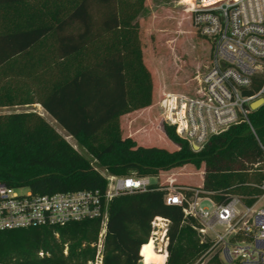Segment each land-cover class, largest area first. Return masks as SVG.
Masks as SVG:
<instances>
[{"label":"trees","instance_id":"16d2710c","mask_svg":"<svg viewBox=\"0 0 264 264\" xmlns=\"http://www.w3.org/2000/svg\"><path fill=\"white\" fill-rule=\"evenodd\" d=\"M144 9L145 0H0V108L39 105L89 156L38 112H3L0 183L34 194L103 191L100 170L157 177L202 164L199 186L176 178L174 185L195 188L197 196L216 204L236 196L250 205L261 194L264 105L251 111L249 123L228 126L197 150L169 124L163 132L177 146L173 151L121 135L119 117L152 102L139 39ZM163 90L190 95L195 85L165 84ZM167 179L109 199L100 264H154L140 251H152L155 217L169 223L165 264H223L217 254L209 255L208 240L200 242L193 228L199 221L184 218L180 206L165 204ZM100 229L101 219L93 217L0 231V264H94Z\"/></svg>","mask_w":264,"mask_h":264},{"label":"built area","instance_id":"2783aa9c","mask_svg":"<svg viewBox=\"0 0 264 264\" xmlns=\"http://www.w3.org/2000/svg\"><path fill=\"white\" fill-rule=\"evenodd\" d=\"M182 4L195 34L208 47L204 70L197 71L192 82L203 95L161 93L158 107L161 121L199 148L209 136L228 126L249 123L251 111L264 105V0H188ZM255 103L259 104L253 109ZM104 177L103 191L34 194L27 187L0 183V231L99 217L101 229L94 264H100L109 199L122 192L143 191L151 184L149 176L107 173ZM173 180L167 179L163 200L167 205L180 206L184 218L199 221V227L193 228L203 239L201 242H210L209 255L217 254L223 264H264V181L260 184L261 194L245 205L236 196L216 204L208 197L197 196L195 188L176 187ZM185 191L193 194L187 196ZM201 201L209 202L211 208L202 207ZM156 219L168 222L155 217L150 238L157 232ZM166 233L163 250L158 248L163 264L167 258Z\"/></svg>","mask_w":264,"mask_h":264},{"label":"rangeland","instance_id":"374dc122","mask_svg":"<svg viewBox=\"0 0 264 264\" xmlns=\"http://www.w3.org/2000/svg\"><path fill=\"white\" fill-rule=\"evenodd\" d=\"M188 0H145V9L138 16L139 39L141 43L142 58L147 66L152 81V102L149 106L121 115L119 125L121 135L137 132L138 143L144 146H157L173 151L177 146L169 140L164 132L158 107V99L165 84L180 86L185 89L192 84L197 71L202 72L207 63V45L198 37L191 26L189 15L182 3ZM159 87L160 90L156 91ZM167 91L169 89H166ZM163 90V91H166ZM15 110H33L42 115L52 127L77 149L83 156L89 157L85 150L52 119L39 105L15 106L0 108V113ZM141 135V136H139ZM191 146V144H190ZM192 147V146H191ZM193 148V147H192ZM197 150V149H195ZM103 176L107 172L100 170ZM202 164L199 167L187 164L160 172L157 177H149L150 183L159 180L165 182L167 178H176L177 183L199 186L202 182ZM200 205L208 209L211 205L201 201ZM169 226L168 222L156 219L154 227L157 232L152 234L154 245L152 251L149 247L141 248L140 254L146 257L147 263L160 264L164 260L162 252L166 244L164 232ZM199 240H203L199 236Z\"/></svg>","mask_w":264,"mask_h":264},{"label":"bare ground","instance_id":"6f19581e","mask_svg":"<svg viewBox=\"0 0 264 264\" xmlns=\"http://www.w3.org/2000/svg\"><path fill=\"white\" fill-rule=\"evenodd\" d=\"M190 95H194V96H202L203 93H202V91H201V88H199V87H197V86L195 85L194 93H193V94H190ZM161 263H162V262H161ZM161 263H160V264H161Z\"/></svg>","mask_w":264,"mask_h":264},{"label":"crops","instance_id":"0c3cea01","mask_svg":"<svg viewBox=\"0 0 264 264\" xmlns=\"http://www.w3.org/2000/svg\"><path fill=\"white\" fill-rule=\"evenodd\" d=\"M137 134H138L137 132L133 131V132L128 133L126 136H130L131 138H133L138 143V139L136 138L138 136ZM139 136H141V135H139Z\"/></svg>","mask_w":264,"mask_h":264},{"label":"water","instance_id":"95a60500","mask_svg":"<svg viewBox=\"0 0 264 264\" xmlns=\"http://www.w3.org/2000/svg\"><path fill=\"white\" fill-rule=\"evenodd\" d=\"M259 103H255V104H253L251 107L253 108V109H255L256 107H257V105H258ZM193 147V149H198L196 146H192Z\"/></svg>","mask_w":264,"mask_h":264}]
</instances>
